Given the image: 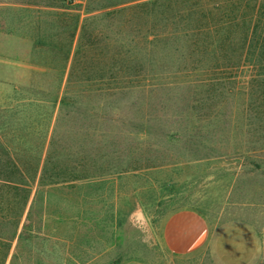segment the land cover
<instances>
[{
    "label": "rangeland",
    "instance_id": "374dc122",
    "mask_svg": "<svg viewBox=\"0 0 264 264\" xmlns=\"http://www.w3.org/2000/svg\"><path fill=\"white\" fill-rule=\"evenodd\" d=\"M184 13L0 0V264H264V66L199 64ZM178 209L192 252L155 236Z\"/></svg>",
    "mask_w": 264,
    "mask_h": 264
},
{
    "label": "trees",
    "instance_id": "16d2710c",
    "mask_svg": "<svg viewBox=\"0 0 264 264\" xmlns=\"http://www.w3.org/2000/svg\"><path fill=\"white\" fill-rule=\"evenodd\" d=\"M168 1L181 8L186 19L193 16L197 22H202V29H210L211 46L203 44L195 51L179 53L184 59L195 52L198 63L212 58L227 67L243 62L264 66V0Z\"/></svg>",
    "mask_w": 264,
    "mask_h": 264
},
{
    "label": "crops",
    "instance_id": "0c3cea01",
    "mask_svg": "<svg viewBox=\"0 0 264 264\" xmlns=\"http://www.w3.org/2000/svg\"><path fill=\"white\" fill-rule=\"evenodd\" d=\"M205 225L201 216L190 209H178L165 217L156 229L157 241L165 249L177 253L192 252L204 243ZM119 264H150L141 260H126Z\"/></svg>",
    "mask_w": 264,
    "mask_h": 264
},
{
    "label": "water",
    "instance_id": "95a60500",
    "mask_svg": "<svg viewBox=\"0 0 264 264\" xmlns=\"http://www.w3.org/2000/svg\"><path fill=\"white\" fill-rule=\"evenodd\" d=\"M135 218H137L138 220H143V216L141 215L140 211H137L135 214Z\"/></svg>",
    "mask_w": 264,
    "mask_h": 264
}]
</instances>
